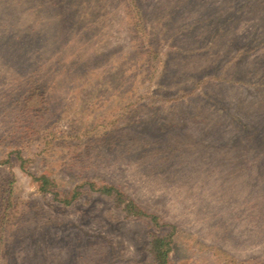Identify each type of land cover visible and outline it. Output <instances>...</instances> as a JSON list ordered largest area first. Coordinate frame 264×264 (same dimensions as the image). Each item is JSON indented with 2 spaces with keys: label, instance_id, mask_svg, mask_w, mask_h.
Segmentation results:
<instances>
[{
  "label": "rangeland",
  "instance_id": "374dc122",
  "mask_svg": "<svg viewBox=\"0 0 264 264\" xmlns=\"http://www.w3.org/2000/svg\"><path fill=\"white\" fill-rule=\"evenodd\" d=\"M263 62L264 0H0V264H264Z\"/></svg>",
  "mask_w": 264,
  "mask_h": 264
},
{
  "label": "trees",
  "instance_id": "16d2710c",
  "mask_svg": "<svg viewBox=\"0 0 264 264\" xmlns=\"http://www.w3.org/2000/svg\"><path fill=\"white\" fill-rule=\"evenodd\" d=\"M237 57V58H236ZM235 59L233 58H229L228 60H226L224 63H223V70H225L227 67L229 68L230 66V63L232 61H237L239 60H243L246 58V56L244 57H238L237 55L234 56ZM247 60V58L245 59ZM242 61V62H243ZM260 65V64H258ZM261 72L263 73L264 75V62L261 64ZM251 73V72H249ZM255 73V72H253ZM238 75H230L228 77H226V74L225 75H220V76H216V77H213L211 78L210 80L208 79L206 81L207 82H210L211 80L213 81L212 85L215 87L214 85V82L217 81L219 84H225L227 85L228 87L230 86H235V85H238V84H244L242 79H239V77H236ZM201 94V93H200ZM206 95V94H205ZM201 96L204 98V94H201ZM40 179V188L42 190H48V191H51L52 189L50 188H47L45 187L46 186V183L48 182V180L46 179V177H39ZM114 191V187H102V192L103 193H106V194H112L111 192ZM55 192V191H54ZM121 194V193H119ZM119 200H122V197L119 196L117 197ZM68 202L66 203H70V200H67ZM126 208H128V211L130 213H133V214H138L140 211L137 210V209H134V208H137V205L134 203V201H131L130 203H128L126 205ZM155 224H157L158 222H155ZM166 237L167 235L166 234H162V235H159V234H156V235H153V237L150 239V251L154 257V259L159 263V264H165L167 261H168V252H169V241L166 240Z\"/></svg>",
  "mask_w": 264,
  "mask_h": 264
}]
</instances>
